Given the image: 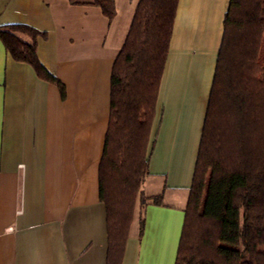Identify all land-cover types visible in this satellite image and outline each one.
<instances>
[{
	"label": "crops",
	"instance_id": "crops-1",
	"mask_svg": "<svg viewBox=\"0 0 264 264\" xmlns=\"http://www.w3.org/2000/svg\"><path fill=\"white\" fill-rule=\"evenodd\" d=\"M139 1L115 0L109 22L69 0H0V27L44 33L38 58L66 89L0 39V264H106L99 164L113 65ZM229 3L179 1L142 187L162 203L138 201L122 264L176 263Z\"/></svg>",
	"mask_w": 264,
	"mask_h": 264
},
{
	"label": "trees",
	"instance_id": "trees-1",
	"mask_svg": "<svg viewBox=\"0 0 264 264\" xmlns=\"http://www.w3.org/2000/svg\"><path fill=\"white\" fill-rule=\"evenodd\" d=\"M179 1L140 0L113 65L99 164L106 264L123 263L138 201L162 203V196L146 197L142 187ZM69 2L100 8L109 22L117 15L115 0ZM39 37L45 34L27 25L0 27L12 58L31 65L65 98V85L38 58ZM175 264H264V0H230L225 14Z\"/></svg>",
	"mask_w": 264,
	"mask_h": 264
},
{
	"label": "rangeland",
	"instance_id": "rangeland-1",
	"mask_svg": "<svg viewBox=\"0 0 264 264\" xmlns=\"http://www.w3.org/2000/svg\"><path fill=\"white\" fill-rule=\"evenodd\" d=\"M118 1H119V3H120V8H121V2H120L121 0H118Z\"/></svg>",
	"mask_w": 264,
	"mask_h": 264
}]
</instances>
